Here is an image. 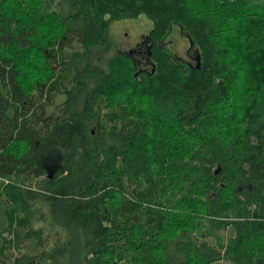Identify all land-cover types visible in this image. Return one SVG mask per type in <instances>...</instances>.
<instances>
[{
    "label": "trees",
    "instance_id": "trees-1",
    "mask_svg": "<svg viewBox=\"0 0 264 264\" xmlns=\"http://www.w3.org/2000/svg\"><path fill=\"white\" fill-rule=\"evenodd\" d=\"M219 261L264 264V0H0V264Z\"/></svg>",
    "mask_w": 264,
    "mask_h": 264
},
{
    "label": "rangeland",
    "instance_id": "rangeland-1",
    "mask_svg": "<svg viewBox=\"0 0 264 264\" xmlns=\"http://www.w3.org/2000/svg\"><path fill=\"white\" fill-rule=\"evenodd\" d=\"M151 29V22H149L146 18L139 16L136 19H118L112 21L107 29L108 40L105 46L99 47L94 56L92 57L93 66L99 69L106 68V60L112 57L115 51L129 47L133 45L135 41L139 38V35H147L149 30ZM175 37L171 39H165L166 45L169 43V48L180 58L185 60H191L187 56L188 43L185 39H183L178 34L174 35ZM65 99L64 94L56 93L54 94V102L52 105H47L45 108L48 109L46 114H50L54 110L56 104L63 102ZM94 132V131H93ZM34 183H36L34 181ZM34 185V184H33ZM41 225V222H34L33 227L38 228ZM45 228V227H44ZM46 231V230H45ZM47 232V231H46ZM48 234V233H47ZM44 242L47 239V235L44 234L43 238ZM49 242L46 243V246ZM213 264H229L227 261H219Z\"/></svg>",
    "mask_w": 264,
    "mask_h": 264
},
{
    "label": "flooded vegetation",
    "instance_id": "flooded-vegetation-1",
    "mask_svg": "<svg viewBox=\"0 0 264 264\" xmlns=\"http://www.w3.org/2000/svg\"><path fill=\"white\" fill-rule=\"evenodd\" d=\"M137 39L138 40L135 41L133 45L121 48L115 51V53L125 54L132 60H135L137 73H140V71L148 70L149 66L151 65L149 64L148 58L150 54V48L152 47V40L149 38L148 34L139 35V38ZM187 56L189 57V59H191L190 54H187Z\"/></svg>",
    "mask_w": 264,
    "mask_h": 264
},
{
    "label": "water",
    "instance_id": "water-1",
    "mask_svg": "<svg viewBox=\"0 0 264 264\" xmlns=\"http://www.w3.org/2000/svg\"><path fill=\"white\" fill-rule=\"evenodd\" d=\"M192 48V43H191V41H189V49H191ZM149 59V58H148ZM193 59H194V61L196 62V67H199V55H198V52H194L193 53ZM217 170H215V172H216ZM46 172H47V177L49 178V179H51L52 178V176H53V174H54V172H55V169H47L46 170Z\"/></svg>",
    "mask_w": 264,
    "mask_h": 264
}]
</instances>
